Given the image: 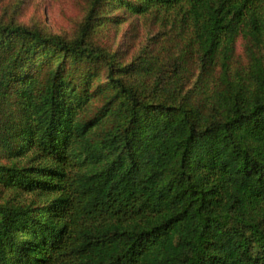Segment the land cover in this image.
<instances>
[{"label": "trees", "instance_id": "16d2710c", "mask_svg": "<svg viewBox=\"0 0 264 264\" xmlns=\"http://www.w3.org/2000/svg\"><path fill=\"white\" fill-rule=\"evenodd\" d=\"M85 2L0 0V264H264V0Z\"/></svg>", "mask_w": 264, "mask_h": 264}, {"label": "rangeland", "instance_id": "374dc122", "mask_svg": "<svg viewBox=\"0 0 264 264\" xmlns=\"http://www.w3.org/2000/svg\"><path fill=\"white\" fill-rule=\"evenodd\" d=\"M86 12L85 0H23L16 17L19 22L38 26L48 34L70 38L78 32ZM127 27L128 24H125L119 29L115 47L122 41ZM236 51L237 55L244 57L241 39L237 41Z\"/></svg>", "mask_w": 264, "mask_h": 264}]
</instances>
